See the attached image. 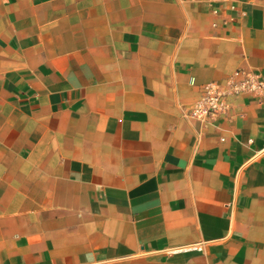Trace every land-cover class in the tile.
Here are the masks:
<instances>
[{
	"label": "crops",
	"instance_id": "1",
	"mask_svg": "<svg viewBox=\"0 0 264 264\" xmlns=\"http://www.w3.org/2000/svg\"><path fill=\"white\" fill-rule=\"evenodd\" d=\"M0 0V264H264V0Z\"/></svg>",
	"mask_w": 264,
	"mask_h": 264
},
{
	"label": "built area",
	"instance_id": "2",
	"mask_svg": "<svg viewBox=\"0 0 264 264\" xmlns=\"http://www.w3.org/2000/svg\"><path fill=\"white\" fill-rule=\"evenodd\" d=\"M210 10L219 14L222 9H236L237 0H203ZM264 72L258 69H237L226 79L206 82L200 87V96L191 109V115L202 124H217L229 115L232 97L262 95Z\"/></svg>",
	"mask_w": 264,
	"mask_h": 264
}]
</instances>
